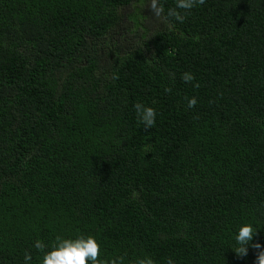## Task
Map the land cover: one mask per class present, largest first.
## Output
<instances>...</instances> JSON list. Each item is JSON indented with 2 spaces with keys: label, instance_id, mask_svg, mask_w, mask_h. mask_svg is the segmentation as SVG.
Wrapping results in <instances>:
<instances>
[{
  "label": "trees",
  "instance_id": "obj_1",
  "mask_svg": "<svg viewBox=\"0 0 264 264\" xmlns=\"http://www.w3.org/2000/svg\"><path fill=\"white\" fill-rule=\"evenodd\" d=\"M149 2L0 0V264L81 234L124 264H255L249 223L264 250V0Z\"/></svg>",
  "mask_w": 264,
  "mask_h": 264
},
{
  "label": "clouds",
  "instance_id": "obj_2",
  "mask_svg": "<svg viewBox=\"0 0 264 264\" xmlns=\"http://www.w3.org/2000/svg\"><path fill=\"white\" fill-rule=\"evenodd\" d=\"M206 0H175V7L170 8L165 15L164 8L160 0H150L148 8L151 13L164 23L174 19L176 22L183 23L186 15L194 8L202 6ZM113 79L118 77L113 76ZM185 83H192L195 77L192 73L185 72L181 77ZM193 87H199V83L193 84ZM170 88H165L166 93H170ZM187 107L194 108L197 104L195 97L186 98ZM134 110L138 124L142 125L145 130L151 129L156 124L157 113L154 108L146 107L142 103L134 104ZM135 195V194H134ZM252 224H243L234 236L235 247L233 252L237 258H244L248 254L249 247L257 251L255 264H264V250L259 243L253 244L252 241L257 236ZM33 247L37 252L42 254L41 264H124L125 256H115L111 259H101V248L97 240L92 236L79 235L75 239L63 238L57 236L52 244L46 245L42 240H36ZM51 250H47V249ZM32 254L25 252L24 264H31ZM130 264H155L150 256L137 258ZM166 264H175V261L169 257Z\"/></svg>",
  "mask_w": 264,
  "mask_h": 264
},
{
  "label": "rangeland",
  "instance_id": "obj_3",
  "mask_svg": "<svg viewBox=\"0 0 264 264\" xmlns=\"http://www.w3.org/2000/svg\"><path fill=\"white\" fill-rule=\"evenodd\" d=\"M138 2H139V3H141V2H142V0H138Z\"/></svg>",
  "mask_w": 264,
  "mask_h": 264
}]
</instances>
